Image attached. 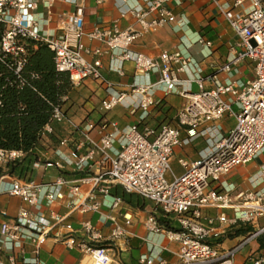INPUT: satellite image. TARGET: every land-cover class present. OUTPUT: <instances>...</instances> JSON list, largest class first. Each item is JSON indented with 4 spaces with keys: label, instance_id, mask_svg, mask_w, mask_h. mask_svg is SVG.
<instances>
[{
    "label": "built area",
    "instance_id": "2783aa9c",
    "mask_svg": "<svg viewBox=\"0 0 264 264\" xmlns=\"http://www.w3.org/2000/svg\"><path fill=\"white\" fill-rule=\"evenodd\" d=\"M140 1L136 6L122 10V15L129 14L135 19L138 28L130 26L119 31L113 26L103 31L94 30L89 37L104 39L110 50H122L119 58L132 62L136 72L158 73L159 78L154 84L131 86L130 92L139 96L134 111L146 113L154 105L150 95L153 90H159L164 95L177 94L186 99L175 116L176 126L163 124L158 129L144 127L139 130L133 124L119 129L115 122H106L98 126L99 138L94 139L87 134L94 126L87 124L82 130L77 129L87 147L85 154L78 155L75 151L65 154L56 149L59 160L43 163L39 159L32 164V168L53 167L60 171L70 168L74 172H84L96 165L97 174L73 182L59 176L48 183L3 174L0 176V195L18 198L28 207L39 210L44 205L61 200V189L67 186L69 210L85 213L99 208L94 199L95 192L107 195L109 189L119 186L126 194H135L152 202L156 212L178 224L179 231L166 229L157 224L154 216H150L146 223L150 232L163 233L169 241L178 243L174 264H234L241 249L264 237V223H260L264 218V168L260 172L262 186L257 190L223 193L217 191L216 184L235 168L249 164L264 153V0H235L232 6L211 0L219 7L236 38L229 47L226 62L217 72L228 73L244 60L255 64L254 78L242 86H235L228 80L219 82L216 74L202 77L194 60L178 50L163 51L158 59L130 51L129 47L147 32L175 22V16L167 8L173 0ZM118 2L122 7L127 0ZM245 3L248 4L246 10H235ZM35 10L36 3L32 0H0V25L3 27L0 62L7 56L12 58L17 73L24 62L25 44L30 42L33 47L44 44L53 54L55 70L68 73L73 87L91 79L113 89L112 84L103 80L100 60L88 61L85 58V55H98L99 52L90 53L81 43L83 7L77 4L72 13L62 15L51 34L39 26ZM199 43L207 49L211 46L208 41L200 40ZM187 69L192 70V81L198 88L196 93L177 90L181 84L177 74ZM205 81L212 82L211 89H204ZM124 97V93L108 94L101 100L100 109L108 112ZM226 115L234 119L235 125L215 143L212 152L195 162L179 160L184 172L167 181L166 174L170 172L174 149L188 143L180 138V128H185L189 135L194 134L200 125L217 123ZM63 121L61 109L54 107L50 122ZM43 131L51 132L50 123L44 126ZM116 143L118 150L114 149ZM66 144V139H61L59 147H66ZM25 154L21 150L0 149V166L20 162ZM83 185L90 188L87 194L90 203L80 202ZM119 202L120 199H115L112 207ZM209 209L229 210L232 216L227 217L221 212L216 218H204L202 212ZM0 216L4 218L0 220V264H14L13 250L21 246L22 240L29 241L37 249L48 233L64 220V217L53 213L48 220L25 208H20L13 218H5V212H0ZM64 227L68 232L64 244L82 252L83 264H118L107 248L78 242L74 238L75 230L70 225ZM235 228L246 232L234 246L224 248L216 243ZM82 231L92 242L99 238L89 222L82 223ZM118 234L121 232L116 228L114 235ZM248 261L250 264H264V256L251 255ZM138 264L169 263L142 256Z\"/></svg>",
    "mask_w": 264,
    "mask_h": 264
},
{
    "label": "crops",
    "instance_id": "0c3cea01",
    "mask_svg": "<svg viewBox=\"0 0 264 264\" xmlns=\"http://www.w3.org/2000/svg\"><path fill=\"white\" fill-rule=\"evenodd\" d=\"M36 3V20L39 26L51 34L55 31L58 19L64 14H70L75 6L83 7V37L81 43L90 52L98 51V55H85L88 61L99 59L101 62V74L103 80L113 85V89H108L105 83L85 80L82 85L75 87V104L69 112V117L65 123L67 131L79 129L82 130L87 124L94 128L87 134L98 139V126L106 122H115L119 129L136 124L139 130L144 127L158 129L163 124L176 126L175 116L178 110L185 104L186 99L177 95H164L159 90H153L150 95L154 100V105L149 107L146 113L139 110L134 111V106L139 100V96L130 92L133 85L148 86L154 84L159 75L156 72L141 74L135 71L134 64L129 61H123L119 58L122 50H110L104 39L90 38L89 35L94 30H107L116 26L119 31H123L130 26L138 28L135 19L129 15H122V10L140 4V0H127L126 4L119 7L118 0H32ZM179 4H178V2ZM218 4H227L232 6L235 0H217ZM167 8L175 16V22L158 27L153 31L147 32L141 38L136 40L130 47V51L141 53L150 58L158 59L163 51H181L184 55H189L197 64L199 74L202 77L216 74V80L232 82L235 86H242L254 78V66L252 61L244 60L234 65L228 73L217 72L227 60L229 47L235 43V35L230 28L224 15L220 12L217 4L211 0H173ZM248 4H243L235 10H246ZM208 41L211 46L209 49L200 44L199 41ZM181 84L178 91L189 93L198 92L197 85L192 81V70L187 69L177 74ZM212 82L205 81L204 89L212 88ZM124 93L125 97L112 110L104 112L100 109V102L110 95ZM235 110V106H233ZM235 125L232 117L224 116L217 123L202 124L195 130L194 134L187 133L185 128H180V138L187 140L188 143L175 148L170 159V172L166 174L167 181L182 175L183 168L178 161L184 159L188 162H195L209 155L215 143L226 135ZM80 134V132H79ZM70 142L71 140H67ZM73 141V140H72ZM74 149L57 146L61 153L67 154L75 151L78 155H83L87 151L84 140L80 135L78 140L72 142ZM114 149L118 150V144H114ZM45 160H59V155L54 152H46ZM264 168V153L247 165L235 168L229 175L221 179L216 184L219 192L254 191L262 186L260 183V172ZM69 173L66 178L61 172ZM98 173V167L92 165L84 172H74L70 168L57 170L53 167L33 169V176L30 181L38 183L53 182L57 177H62L68 182L76 181L84 176H92ZM63 198L55 201L51 205H44L39 210H34L22 203L18 198L8 195H0V212H5V218L15 217L20 208H25L38 215L50 219L51 213L64 217L61 225L55 226L41 242L40 246H35L27 240H22L21 246L13 250L15 257L14 264H83L84 256L77 248H68L63 240L68 232L65 225H70L74 230V238L80 242L89 245H102L109 250L113 256L114 262L118 264H138L142 256L154 259L165 260L169 264L176 262V253L178 243L169 241L163 233H153L147 229L146 223L150 216H154L156 222L161 227L166 228L158 222L163 219L169 222L173 227L178 228V224L164 218L156 212L152 202L143 200L142 207L130 205L120 199L117 193L123 190L119 186L109 189L107 195L95 192V201L99 204L97 211L81 213L78 210L70 211L68 208V187L61 189ZM90 188L86 185L81 186L80 202L90 203L87 194ZM124 193V192H123ZM120 202L112 207L115 199ZM221 212L227 217L232 216L229 210H204V218H216ZM4 218L0 216V220ZM89 222L98 233L99 238L94 242L88 240L82 231V223ZM264 223V218L260 220ZM218 225L217 222L214 224ZM120 229L121 234L114 235L115 229ZM168 229V228H166ZM235 229L242 230V233L236 237H228L227 234ZM228 231L216 243L224 248L234 246L245 234L246 230L235 228ZM172 230V229H170ZM264 256V248L259 247L258 240L241 249L235 257L234 264H250V256ZM8 264V263H7Z\"/></svg>",
    "mask_w": 264,
    "mask_h": 264
},
{
    "label": "trees",
    "instance_id": "16d2710c",
    "mask_svg": "<svg viewBox=\"0 0 264 264\" xmlns=\"http://www.w3.org/2000/svg\"><path fill=\"white\" fill-rule=\"evenodd\" d=\"M3 27L0 25V37ZM27 50L20 70L15 73L14 60L6 57L0 62V149L21 150L25 156L20 162L0 166V176L8 174L30 181L33 176L32 164L39 160L53 163L41 157L46 152H54L61 139L74 149L75 140L80 134L77 129L67 131L66 119L75 104L74 89L66 72L54 68L53 54L44 44H25ZM54 107L63 113L62 123L50 122ZM50 123L51 132H44ZM73 140V141H72ZM69 178V173L62 171ZM118 197L130 205L142 207L143 200L138 196L117 193ZM168 229L179 231L169 222L158 219ZM242 230L235 229L228 237H236ZM259 247L264 248V237L258 239ZM99 247H104L98 245Z\"/></svg>",
    "mask_w": 264,
    "mask_h": 264
},
{
    "label": "rangeland",
    "instance_id": "374dc122",
    "mask_svg": "<svg viewBox=\"0 0 264 264\" xmlns=\"http://www.w3.org/2000/svg\"><path fill=\"white\" fill-rule=\"evenodd\" d=\"M255 243V241L251 242V244Z\"/></svg>",
    "mask_w": 264,
    "mask_h": 264
}]
</instances>
